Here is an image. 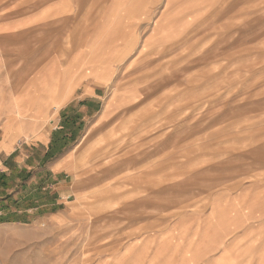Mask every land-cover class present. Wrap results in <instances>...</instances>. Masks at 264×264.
Here are the masks:
<instances>
[{"label": "rangeland", "instance_id": "rangeland-1", "mask_svg": "<svg viewBox=\"0 0 264 264\" xmlns=\"http://www.w3.org/2000/svg\"><path fill=\"white\" fill-rule=\"evenodd\" d=\"M175 2L169 31L158 32L161 6L0 0L2 85L53 57L69 71L93 58L108 76L94 111L78 119L65 226L44 227L52 261L41 264H92L161 230L167 260L179 256L182 232L192 241L193 225L233 235L249 214L264 224V0ZM28 13L39 16L13 47L7 19ZM27 237L0 235V264H29Z\"/></svg>", "mask_w": 264, "mask_h": 264}, {"label": "crops", "instance_id": "crops-1", "mask_svg": "<svg viewBox=\"0 0 264 264\" xmlns=\"http://www.w3.org/2000/svg\"><path fill=\"white\" fill-rule=\"evenodd\" d=\"M123 3L163 7L157 17L162 23L158 22L155 31H169L168 24L174 22L170 15L175 0H123ZM52 15L43 16L48 19ZM140 15L138 20H146ZM38 16L28 13L7 19L15 23L6 36L12 38L13 47L17 43L19 46L16 37L32 27L25 23L35 22ZM4 29L5 25H0V32ZM33 33L29 31L27 35ZM3 42L0 33V54L4 53ZM40 62L33 76L28 75L9 87L0 81V235L26 231L27 248L23 251H30L29 264L52 261L53 241L47 229L65 226L61 225L60 214L73 193L66 186L68 149L80 132L78 119L94 111L92 105L99 102L101 88L108 83V76L98 70L105 69V64L99 65L93 58L87 62L78 58L70 71L55 57ZM85 69L91 73L86 74ZM248 216L251 221L243 217L235 229L230 228L231 233L235 231L233 235L227 227H220L217 235V228L202 233L193 225L192 241L184 242L182 232V243L172 246L179 256L167 260L163 256L161 230L126 244L119 251L112 248L92 264H264V224L252 221L253 215Z\"/></svg>", "mask_w": 264, "mask_h": 264}]
</instances>
